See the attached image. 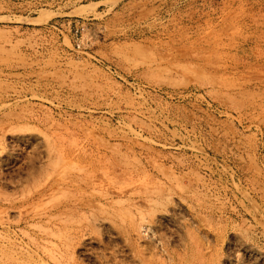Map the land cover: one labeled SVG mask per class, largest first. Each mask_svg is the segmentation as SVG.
<instances>
[{"label": "rangeland", "instance_id": "374dc122", "mask_svg": "<svg viewBox=\"0 0 264 264\" xmlns=\"http://www.w3.org/2000/svg\"><path fill=\"white\" fill-rule=\"evenodd\" d=\"M262 83L264 0H0V264H264Z\"/></svg>", "mask_w": 264, "mask_h": 264}, {"label": "bare ground", "instance_id": "6f19581e", "mask_svg": "<svg viewBox=\"0 0 264 264\" xmlns=\"http://www.w3.org/2000/svg\"><path fill=\"white\" fill-rule=\"evenodd\" d=\"M259 87H261L262 89H263V96H261L262 98H263V100H264V83H262V84H259ZM259 102H260V100H259ZM261 107V106H260ZM262 108H263V106H262ZM263 110H264V108H263ZM57 158H61L60 156L59 157H57Z\"/></svg>", "mask_w": 264, "mask_h": 264}]
</instances>
